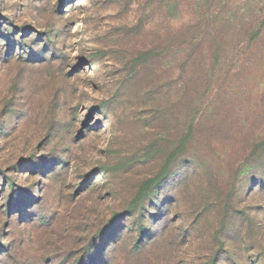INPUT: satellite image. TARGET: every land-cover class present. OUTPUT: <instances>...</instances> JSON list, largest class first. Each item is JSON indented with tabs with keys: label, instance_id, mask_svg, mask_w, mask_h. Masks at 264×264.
I'll use <instances>...</instances> for the list:
<instances>
[{
	"label": "rangeland",
	"instance_id": "374dc122",
	"mask_svg": "<svg viewBox=\"0 0 264 264\" xmlns=\"http://www.w3.org/2000/svg\"><path fill=\"white\" fill-rule=\"evenodd\" d=\"M200 4L0 0V264H264V88Z\"/></svg>",
	"mask_w": 264,
	"mask_h": 264
},
{
	"label": "trees",
	"instance_id": "16d2710c",
	"mask_svg": "<svg viewBox=\"0 0 264 264\" xmlns=\"http://www.w3.org/2000/svg\"><path fill=\"white\" fill-rule=\"evenodd\" d=\"M191 1H193L194 3H201L200 6L204 10V13H205L204 15L207 16V19L213 18L214 29L211 32H208V35L211 36L210 38L213 39L211 43L212 54H213V57H212L213 65L211 67V71L216 72L219 70H223V67L221 66L220 68V65H221L223 58H226L224 60V63H227V61L228 63L233 61L235 62L236 66L232 68L229 65V68L227 69L226 71L227 73H225V75L228 76L232 72H238V74L245 75L251 78L252 80H254L256 83L255 84L256 87L264 88V82H263V79H264L263 77V73H264V9L262 8L258 9L256 7L257 5L256 2H255V6H253L251 0H246L242 4V6L237 4L239 0H191ZM172 6H175L178 9L179 2L173 1ZM202 9L197 12L199 14H202ZM235 9L237 10L240 9L238 10L240 12L243 11V13L239 16L240 17L239 26H237L234 23V20L236 19V16H235L236 14L235 13L232 14V13L235 11ZM205 19L206 17H204L202 20H198V23H197L198 27L196 26V29H195L198 35L194 34L193 37L197 35L198 38L200 39L205 38L203 37L204 35L201 36L202 33H199L201 31V27H203L205 24L203 23ZM228 29L230 31L227 34ZM222 32L226 33L228 39L234 40L235 46L233 47V50H234V53L237 54V59L236 58L234 59L233 54H232V57H230V54L227 53L224 49H222L220 42L219 41L217 42L216 38L218 37L220 38L219 33H222ZM161 49L164 50L163 48L158 47L153 50H148L144 52L143 53L144 59H146L147 62H149L155 56H160ZM239 65L241 68L237 69ZM227 78H230V76H228ZM181 80L186 85L191 84L190 80L187 78V74L186 76L183 75ZM180 106L182 108L183 106H185L184 100H181ZM188 112H189V115L187 114L185 115L184 124H183L184 131L187 132V134L185 136L182 135V137L184 136L183 138H179L180 139L179 141H181L180 146L178 147L176 151L170 154L171 156L168 158L166 165L162 167L160 171L162 175H164L166 171L170 172L172 170L171 164H173L175 159L178 157L177 152L178 151L180 152V150H182L183 147L185 150L187 143L190 141V139L194 135L196 120L191 119V116L193 114L191 112L193 111H188ZM168 116L169 115H166L165 117H168ZM181 117H182V114H181ZM186 124L187 126H185ZM263 165H264V141H258L257 143H254L251 145L249 153L247 154L246 158L243 159L242 161L241 169H242V173L245 175L244 179L249 180L250 177L254 178L253 171L254 170L259 171V169H261L260 167ZM254 181H257V179H255ZM257 184L261 185L262 187L264 186L263 181H258Z\"/></svg>",
	"mask_w": 264,
	"mask_h": 264
}]
</instances>
